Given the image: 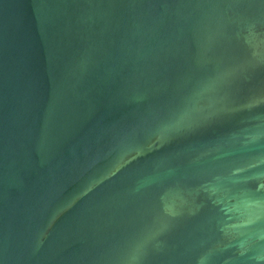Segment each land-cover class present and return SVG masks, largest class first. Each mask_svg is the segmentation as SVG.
Here are the masks:
<instances>
[{"label": "water", "instance_id": "1", "mask_svg": "<svg viewBox=\"0 0 264 264\" xmlns=\"http://www.w3.org/2000/svg\"><path fill=\"white\" fill-rule=\"evenodd\" d=\"M27 264H264V0H0Z\"/></svg>", "mask_w": 264, "mask_h": 264}]
</instances>
